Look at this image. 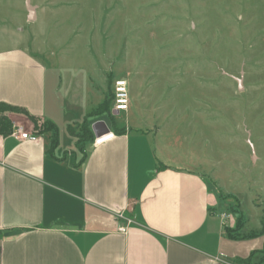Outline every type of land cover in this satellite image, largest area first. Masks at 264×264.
I'll return each instance as SVG.
<instances>
[{
    "label": "rangeland",
    "instance_id": "374dc122",
    "mask_svg": "<svg viewBox=\"0 0 264 264\" xmlns=\"http://www.w3.org/2000/svg\"><path fill=\"white\" fill-rule=\"evenodd\" d=\"M30 5L32 20L24 0H0V50L20 48L46 64L47 91L58 90L52 103L47 93V109L60 143L90 106L86 124L110 126L113 82L122 78L130 109L115 119L157 132L174 163L202 170L212 204L227 223H240L235 234L264 232V0ZM104 96L106 113L98 109ZM251 241L263 248L253 258L261 264L264 234Z\"/></svg>",
    "mask_w": 264,
    "mask_h": 264
},
{
    "label": "crops",
    "instance_id": "0c3cea01",
    "mask_svg": "<svg viewBox=\"0 0 264 264\" xmlns=\"http://www.w3.org/2000/svg\"><path fill=\"white\" fill-rule=\"evenodd\" d=\"M47 89L43 61L20 48L0 50V102L54 124L47 93L52 103L58 90ZM90 107L68 125L65 145L57 129L55 143L41 127L34 140L0 135V264H254L263 250L251 241L258 235H225L233 222L212 204L206 174L174 163L157 132L123 125L111 109L110 126L102 122L113 136L94 143L93 122V137L77 143L74 130ZM7 116L12 127L20 119L25 130L35 127Z\"/></svg>",
    "mask_w": 264,
    "mask_h": 264
},
{
    "label": "trees",
    "instance_id": "16d2710c",
    "mask_svg": "<svg viewBox=\"0 0 264 264\" xmlns=\"http://www.w3.org/2000/svg\"><path fill=\"white\" fill-rule=\"evenodd\" d=\"M113 100V95L112 98ZM109 103L110 101L104 97V99L101 101L99 105V110L102 113H106L108 108H109ZM8 113H14V114H21L25 117H27L29 120L32 122H36V119L33 115L28 113L24 108L18 107L15 105H11L8 103H3L0 102V135L5 136L8 135L12 132V123L9 117L7 116ZM88 117V115H87ZM81 131L79 132L77 137V143H80L82 140H89L93 137V134L89 128V126L86 124V118L83 120L81 123ZM41 130H46V131H52V143L56 142V127L52 122L49 121H44L42 122ZM124 131V128H121V133ZM119 132V131H118ZM264 224V221H262ZM236 228H240V223H236L234 226H224L223 231L227 237L231 239H239V238H244V237H250V236H255V235H260L264 234V232H259V233H249V234H235ZM248 260H238L237 262H247Z\"/></svg>",
    "mask_w": 264,
    "mask_h": 264
},
{
    "label": "built area",
    "instance_id": "2783aa9c",
    "mask_svg": "<svg viewBox=\"0 0 264 264\" xmlns=\"http://www.w3.org/2000/svg\"><path fill=\"white\" fill-rule=\"evenodd\" d=\"M129 106V93H128V84L126 80L119 78L114 80L113 82V111H125L127 110ZM34 124V129L32 131H27L24 129V127L19 124L15 123L12 129V134L16 135L20 139H29L34 140L37 137V131L35 130L36 127L39 125L41 126L42 121L37 119ZM38 125V126H37ZM113 136L111 132H104L101 135L94 138V143L98 144L101 143L107 139H110ZM117 217H123L121 212H117ZM131 222L130 219H126V224L121 225L119 227V230L121 232L126 231L127 225Z\"/></svg>",
    "mask_w": 264,
    "mask_h": 264
},
{
    "label": "water",
    "instance_id": "95a60500",
    "mask_svg": "<svg viewBox=\"0 0 264 264\" xmlns=\"http://www.w3.org/2000/svg\"><path fill=\"white\" fill-rule=\"evenodd\" d=\"M24 2H25L26 10H27V19L28 20L34 19L35 6L30 5V0H24ZM101 124L105 126L104 122H102V121L93 123L92 126H91L92 132H93L95 137L101 135L104 132H108V128L106 126H105V130L104 131L101 132V131L98 130V126L101 125Z\"/></svg>",
    "mask_w": 264,
    "mask_h": 264
}]
</instances>
